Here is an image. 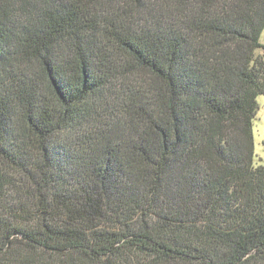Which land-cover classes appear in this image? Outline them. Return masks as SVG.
I'll list each match as a JSON object with an SVG mask.
<instances>
[{
	"label": "trees",
	"instance_id": "1",
	"mask_svg": "<svg viewBox=\"0 0 264 264\" xmlns=\"http://www.w3.org/2000/svg\"><path fill=\"white\" fill-rule=\"evenodd\" d=\"M264 0H0V264H264Z\"/></svg>",
	"mask_w": 264,
	"mask_h": 264
},
{
	"label": "rangeland",
	"instance_id": "2",
	"mask_svg": "<svg viewBox=\"0 0 264 264\" xmlns=\"http://www.w3.org/2000/svg\"><path fill=\"white\" fill-rule=\"evenodd\" d=\"M261 42L264 43V31ZM257 102L259 110L253 121L254 153L257 162L264 166V95L258 96Z\"/></svg>",
	"mask_w": 264,
	"mask_h": 264
}]
</instances>
